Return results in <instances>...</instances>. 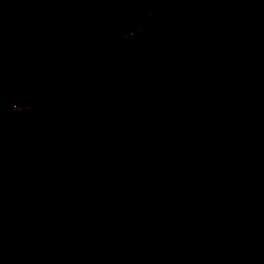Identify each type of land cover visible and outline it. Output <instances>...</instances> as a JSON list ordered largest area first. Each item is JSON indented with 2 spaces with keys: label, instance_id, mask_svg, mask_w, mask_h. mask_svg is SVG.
<instances>
[{
  "label": "trees",
  "instance_id": "16d2710c",
  "mask_svg": "<svg viewBox=\"0 0 264 264\" xmlns=\"http://www.w3.org/2000/svg\"><path fill=\"white\" fill-rule=\"evenodd\" d=\"M33 1L47 20L0 28V101L11 104L0 102V212L9 213L0 222V264H81L61 243L69 234L97 230L123 242L141 232L170 250L162 258L132 250L130 264H189L192 254L212 260L207 249L224 264H264V162L221 156L198 162L193 197L178 186L133 193L119 181L133 147L168 122L164 103L207 146L218 142V125L246 122L247 101L259 105L264 99V0H189L186 17L170 11L183 0H127L114 8L96 0L74 7L76 15L94 17L54 38L67 60L73 51L84 52L81 35L110 49L150 14L155 18L130 39L145 53L138 67L100 73L81 58L77 67L62 71L63 78L75 82L82 76L88 85L67 106L56 102L60 79L42 59L48 47L28 55L48 20L53 22L57 4ZM207 74L222 80L223 91L202 94L199 83L197 89L190 83L196 77L205 81ZM119 89L129 106L127 128L105 137L94 106ZM209 99L219 104L220 122ZM62 127H72L87 150L105 149L96 157L69 154L54 143ZM252 127L235 139L245 150L264 139V122ZM17 161L25 168L14 174L10 168ZM25 210H37L28 223Z\"/></svg>",
  "mask_w": 264,
  "mask_h": 264
},
{
  "label": "rangeland",
  "instance_id": "374dc122",
  "mask_svg": "<svg viewBox=\"0 0 264 264\" xmlns=\"http://www.w3.org/2000/svg\"><path fill=\"white\" fill-rule=\"evenodd\" d=\"M92 1L96 0H51L52 4H57L56 16H51L53 22L50 23L48 20L45 31L36 38L35 46L28 53L29 56H35L42 53L45 47H48L46 52L42 53V59L47 71L56 74L60 79L56 102L62 106L72 104L77 93L88 86L82 76L75 82L62 76V71L77 67L81 58L87 59L89 69L106 73L109 71L123 72L131 67H138L139 59L145 55L140 42L138 40L130 41V39L135 37L137 32L155 18L153 13L150 14L148 22L134 31L123 34L110 49H102L86 35H81L79 40L84 47V52L81 54L73 51L70 60L61 58L62 51L53 46L54 38L64 33L68 28L82 26L92 20L94 14L78 16L73 11L74 7ZM101 1L104 7L114 8L127 0ZM188 1L183 0L170 11L180 17L188 16ZM23 19H42L45 21L47 17H41L37 14L33 0H0L1 29H11ZM190 83L196 85V89L197 83H199L198 89L202 94L208 92L218 94L225 87L221 79L208 74L205 81L196 77ZM0 102L5 107L11 105L6 99H1ZM207 102L210 104L211 114L215 115L214 119L216 118L220 122L221 120L218 118L221 110L219 104L210 99ZM247 102L244 110L249 113V118L246 119V122H235L226 127L218 125L216 134L219 140L209 146L200 142L197 134L188 124L177 121L174 112L164 103L163 109L169 115L168 122L155 126L144 140L133 147L131 163L126 172L119 178L120 183L129 185L133 193L140 194L149 193L152 188L157 186L172 192L178 186L183 190L185 196L193 197L197 188L195 177L198 174L196 167L198 162L217 156L228 157L234 162H264V139L254 141L253 150H245V144L235 141L236 137L243 131L253 128L252 126H259L264 122V99L259 105L253 101ZM93 115L96 124L105 137L111 138L126 130L129 106L122 89L111 92L107 97L97 102L94 106ZM54 143L63 147L69 154L78 153L80 156L92 155L96 157L105 149L104 146L97 145L94 151L87 150L86 143L77 137L72 127L58 129L54 135ZM189 163H193L191 164L192 167ZM24 168L22 161H17L11 165L10 172L19 174L24 171ZM36 211L25 210L26 223L30 221L28 217L35 215ZM8 215V211L0 212V222L5 220ZM61 247L81 264L100 259H106L111 264H130L132 250H139L144 255L152 257L170 256V250L167 247L160 246L155 238L145 237L141 232L125 242L113 239L108 232L102 230L91 233L78 232L69 234L61 243ZM208 252L213 257L212 260L207 261L206 256L197 260V257L192 254L189 264H224L215 257L212 250L207 249L206 253Z\"/></svg>",
  "mask_w": 264,
  "mask_h": 264
},
{
  "label": "built area",
  "instance_id": "2783aa9c",
  "mask_svg": "<svg viewBox=\"0 0 264 264\" xmlns=\"http://www.w3.org/2000/svg\"><path fill=\"white\" fill-rule=\"evenodd\" d=\"M12 107H13V108H18V106H16V105H13Z\"/></svg>",
  "mask_w": 264,
  "mask_h": 264
}]
</instances>
